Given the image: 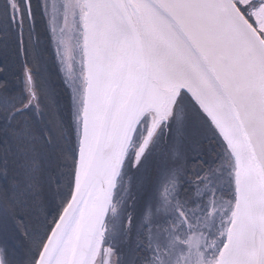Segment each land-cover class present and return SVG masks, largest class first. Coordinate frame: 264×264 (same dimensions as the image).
<instances>
[{"label": "snow or ice", "instance_id": "6c2138e0", "mask_svg": "<svg viewBox=\"0 0 264 264\" xmlns=\"http://www.w3.org/2000/svg\"><path fill=\"white\" fill-rule=\"evenodd\" d=\"M0 264H264V0H0Z\"/></svg>", "mask_w": 264, "mask_h": 264}]
</instances>
